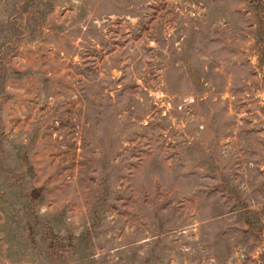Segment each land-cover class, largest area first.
I'll use <instances>...</instances> for the list:
<instances>
[{
  "label": "rangeland",
  "instance_id": "1",
  "mask_svg": "<svg viewBox=\"0 0 264 264\" xmlns=\"http://www.w3.org/2000/svg\"><path fill=\"white\" fill-rule=\"evenodd\" d=\"M0 264H264V0H0Z\"/></svg>",
  "mask_w": 264,
  "mask_h": 264
}]
</instances>
